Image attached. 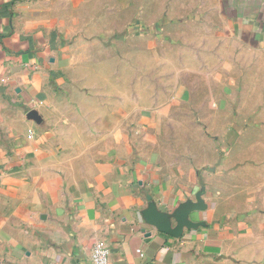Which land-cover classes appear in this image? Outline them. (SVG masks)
Returning a JSON list of instances; mask_svg holds the SVG:
<instances>
[{
    "label": "crops",
    "instance_id": "crops-1",
    "mask_svg": "<svg viewBox=\"0 0 264 264\" xmlns=\"http://www.w3.org/2000/svg\"><path fill=\"white\" fill-rule=\"evenodd\" d=\"M208 2L224 34L264 49V0ZM55 58L29 0H0V264H94L97 246L109 264H264V169L249 180L248 214L242 193L203 194L194 167L146 151L112 107L62 119ZM188 203L201 209L179 237L150 220L175 230Z\"/></svg>",
    "mask_w": 264,
    "mask_h": 264
},
{
    "label": "rangeland",
    "instance_id": "rangeland-1",
    "mask_svg": "<svg viewBox=\"0 0 264 264\" xmlns=\"http://www.w3.org/2000/svg\"><path fill=\"white\" fill-rule=\"evenodd\" d=\"M209 5L29 0V16L60 67L62 119L88 121L112 107L146 151L194 167L203 194L242 193L237 210L248 214L249 180L264 169V49L224 34Z\"/></svg>",
    "mask_w": 264,
    "mask_h": 264
},
{
    "label": "water",
    "instance_id": "water-1",
    "mask_svg": "<svg viewBox=\"0 0 264 264\" xmlns=\"http://www.w3.org/2000/svg\"><path fill=\"white\" fill-rule=\"evenodd\" d=\"M196 209H201V208L199 206L192 205L190 203L183 205L180 211L176 215L178 221V227L175 230H171L169 223L162 217H159L155 214H152L150 216L151 217L150 220L160 229V231L179 237L183 233V229L185 227L189 229L195 227V225L190 221H188L187 218L189 214Z\"/></svg>",
    "mask_w": 264,
    "mask_h": 264
},
{
    "label": "built area",
    "instance_id": "built-area-1",
    "mask_svg": "<svg viewBox=\"0 0 264 264\" xmlns=\"http://www.w3.org/2000/svg\"><path fill=\"white\" fill-rule=\"evenodd\" d=\"M94 264H109V251L101 246H97L92 256Z\"/></svg>",
    "mask_w": 264,
    "mask_h": 264
}]
</instances>
